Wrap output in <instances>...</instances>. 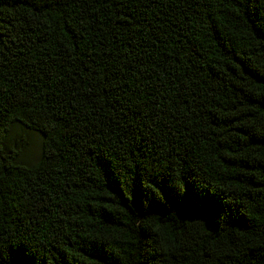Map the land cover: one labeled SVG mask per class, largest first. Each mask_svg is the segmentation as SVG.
Segmentation results:
<instances>
[{
  "label": "trees",
  "instance_id": "obj_1",
  "mask_svg": "<svg viewBox=\"0 0 264 264\" xmlns=\"http://www.w3.org/2000/svg\"><path fill=\"white\" fill-rule=\"evenodd\" d=\"M0 264H264V0H0Z\"/></svg>",
  "mask_w": 264,
  "mask_h": 264
},
{
  "label": "rangeland",
  "instance_id": "obj_2",
  "mask_svg": "<svg viewBox=\"0 0 264 264\" xmlns=\"http://www.w3.org/2000/svg\"><path fill=\"white\" fill-rule=\"evenodd\" d=\"M24 139L28 145L27 151L30 160L34 161L37 158V155L39 153V139L34 134H25Z\"/></svg>",
  "mask_w": 264,
  "mask_h": 264
}]
</instances>
